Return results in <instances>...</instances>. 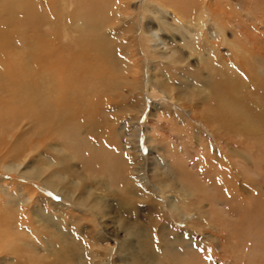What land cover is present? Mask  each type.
I'll return each mask as SVG.
<instances>
[{
  "label": "rangeland",
  "instance_id": "rangeland-1",
  "mask_svg": "<svg viewBox=\"0 0 264 264\" xmlns=\"http://www.w3.org/2000/svg\"><path fill=\"white\" fill-rule=\"evenodd\" d=\"M104 1L115 17L112 29L108 30L111 39L104 48L106 55L100 57L106 63L98 66L97 75L102 72L108 80L105 84L95 82L92 86L90 81L97 78L93 77L95 75L75 76L71 83H75L73 89H78L75 92L72 89L66 96V102L73 103L71 110L59 96L46 97L53 88L48 90L47 86L38 85L39 73L36 75L33 65L27 69L31 71L30 79L35 80L30 81L31 87L19 83L7 86L0 79V264H97L100 256L104 264H264V121L252 119V125L259 129L238 136L237 131H226V122L219 124L213 113L209 115L207 101L203 103L201 98H198L199 102L194 99L199 108L194 111L195 121L190 120V106L183 99V94L188 96L190 87L178 73L187 79L202 76L192 71L197 68L198 60L197 57L189 58L191 68L182 66L180 71L172 65L170 56H175L180 64H187L184 58L189 57V46L194 45L188 37L192 30L189 21L182 24L172 11L181 6L187 8L192 0H153L154 4H159V9L149 5L147 10L143 7L145 0ZM52 2L54 7L61 6V1ZM38 4L34 2L33 8L39 7ZM251 5L264 11V0H247L246 9L252 11L255 6L252 8ZM114 6L132 13L134 24H124L121 19L126 16L117 13L118 8ZM86 7L87 0H74L75 17L70 20L74 25L86 22ZM231 12L237 16L235 25L242 21L246 26L249 24L237 11ZM0 14V25L11 19L4 11L2 0ZM39 18L24 14L15 26L32 30ZM64 19H58V29ZM161 21H166L167 25ZM38 28L33 31L39 33ZM132 30L135 32H128ZM237 31L230 33V39L245 47L253 48L257 40V44L264 42L262 31L251 32L246 38L241 35V29L237 28ZM151 33L160 37L158 50L146 40ZM87 34L82 30L68 36L74 44L80 39L75 50L71 47L72 52H89ZM65 39L57 46L69 47V41ZM219 51L226 53L225 46ZM226 57L230 56L226 54ZM0 59L2 68L5 57ZM150 59L153 60L152 69ZM247 59L250 61L247 60L245 67H251L248 80L246 75L236 72L238 77L234 85L243 86L248 81L245 84L246 91H250H247V98L260 100L259 105L264 108V50L254 51ZM78 64L86 66L82 61ZM258 70L262 76L257 83ZM150 77L166 83L168 89L164 88V91L169 98L173 93L171 89H177L179 93L169 99L156 91L150 92ZM3 79L7 80L6 77ZM90 86L95 89L87 94L86 89ZM202 90V95L207 94V90ZM53 109H57L59 120H55ZM182 109L189 112L184 113ZM181 117L187 120L185 125L181 123ZM204 118H208L206 124L212 132L205 128ZM171 128L191 137L192 148L187 158L180 151V159H172L174 152L181 148L174 147L176 143L170 139ZM61 143L63 146L59 145ZM129 147L138 152L133 150L130 155L137 156L134 168L144 177L145 188L129 179L133 165L129 166L124 153V148ZM195 156L200 157L198 161ZM192 157L194 160H187ZM19 165L25 172L48 169L47 173L59 174L60 171L65 174V170L75 169L86 180L81 184L83 187L90 185V181L99 184H94L97 190L93 189V192L94 197L101 200L98 209L103 214L95 218L86 208L82 213L75 209L65 210L67 200L38 180L28 179L16 169H5ZM164 186H167L165 195L178 200L179 215L157 199L161 197L157 188ZM49 202L60 204L59 211H55ZM48 215L55 219L46 220ZM134 223H137L136 231L128 234ZM94 226L97 229L94 230ZM58 230L73 231L77 237L69 235L60 239ZM31 232L34 233L30 235ZM95 235L107 240L91 241L89 236ZM46 238L53 244L44 253L47 245L43 239ZM24 239L32 242L34 248H26ZM117 241H126L118 254L114 247ZM95 245L101 248H94ZM109 248H113V254L106 259L105 250Z\"/></svg>",
  "mask_w": 264,
  "mask_h": 264
},
{
  "label": "bare ground",
  "instance_id": "bare-ground-1",
  "mask_svg": "<svg viewBox=\"0 0 264 264\" xmlns=\"http://www.w3.org/2000/svg\"><path fill=\"white\" fill-rule=\"evenodd\" d=\"M2 1L4 2L5 13L11 18L6 23L0 25V57H5L4 62H6V63L2 62L3 65H2V68H0V79L1 81L6 82L7 86H13V85L16 86V83H19L20 85H25L24 87H27V88L31 87L30 84L32 83L30 81H35V80L30 79L31 71L29 72L27 71V69L30 68L28 67L29 65H33L34 69L36 70L35 71L36 75L39 73V77L36 78V80L38 81V85L40 87L47 86L48 90L53 88V90H51L50 92L46 91L47 92L46 97L50 96L52 98L54 96L55 97L59 96L60 101L63 103H66V105L71 110V108L73 107L72 105L73 103L70 104L69 102H66V96L69 93H71L73 86L75 85L74 82H72L74 84L71 83V80L73 81V78L75 79V76L77 75L82 76L85 73L87 74L90 73L92 76L95 75L93 77H97V78L95 80L90 81L92 86L96 84L95 82H97L98 84L99 83L105 84L107 82L108 79H106L105 74H102L101 72L100 75H97V72H98L97 69H98V66L102 67L104 66L103 64L106 63L105 59L104 58L101 59L100 57L106 55L105 53L107 50L104 48H106L107 45L110 43L111 33H109L108 30L112 29L113 18L115 17V14L111 8H107V4L104 0H87L86 15H85L86 22L82 23V20H81L82 24L78 23L76 25H74L70 21L73 16V13H75L74 0H58L59 3L60 1L62 3V4L60 3L61 5L60 7H54V5L52 6V4H54L52 0H38L40 2L39 3L40 6L37 8L36 7L33 8L34 2L38 4L37 0H2ZM184 2H187V0H184ZM246 4H247V0H192L191 4H189L187 8L186 7L182 8V6L180 5L181 7L180 8L178 7L179 9H173L172 11L173 16L177 17L178 20H180L182 24L185 22V20L189 21L192 33L189 32L188 37L191 39L194 45L189 46V50H188L189 57L184 58V61L187 62V64H180V61L175 56H170L171 63L175 69L179 68L180 71H182L181 69L182 66H185V69L189 70L191 68V66H189V63H188L189 58L197 57V60H198L197 68L192 71L194 73L198 72L199 74H202V76H197V78L193 77L191 79H187L184 76V74L178 73L180 78L185 81V84L188 85V87H190L189 88L190 92L187 93L188 96L187 95L185 96V94H183L184 95L183 99L184 101H186L185 104H188L190 106L188 107L190 108L189 117L192 116L190 120L193 122L195 121L193 119V116L196 117L194 111H197L199 108L198 103L194 101V99H197V101L199 102L198 98H201L203 100V103L204 101H207L206 107H207V112L209 113V115H212L213 113V115L217 119L216 120L217 123L219 122V124L220 123L223 124V122H226L228 126L226 128V131H229L230 129L237 131V133L234 132L233 134L236 133V135L238 136L239 134L241 135V133L243 134L249 133L251 132V130L259 129V128H256V126L254 127L252 125L253 120L258 118L259 121L260 120L264 121V108L259 105V102L261 101L260 100L251 101V99L247 98L248 92L250 93V91L249 90H247L248 92L246 91L245 84L248 81L244 83L243 86L241 85V86L236 87L234 85V82L236 81L238 77V74L236 72L242 73L243 76L246 75L245 77L248 80V76L251 73V67H245L246 65L245 63H247V60H249L247 59V57H250L251 54L254 53V51L256 50H260V49L264 50V42H262L261 44H257L258 40L256 42L257 45L254 44L253 45L254 47L252 48V46L245 47L240 44L241 42L237 43L236 41H234V39L233 40H231L232 38L230 39L231 37L229 36L230 33L233 30H235V32H238L237 28L238 30L240 29L242 30L241 35L244 38H246V36L249 35L251 32L258 33L262 31L261 33L264 36V33H263L264 32V11L258 10V8L256 9L255 5H254L255 8H253L254 6L251 5L253 9L252 11H249L248 9H246V6H245ZM250 4H253V3H250ZM149 5L153 6L156 9H159L160 7L159 4H154L153 0H145V4L143 5V7L146 9V7H148ZM114 7L118 8L117 13L126 16L124 18L125 20L121 19V21L124 22V24H127L128 22L130 24L132 23L134 24L135 20H133L134 18L131 17L132 13L130 14L128 11L127 12H124V10L122 11L123 7H120V6H114ZM231 11H235V12L237 11L238 13H240L241 16L240 15L238 16L244 17L249 24H247L246 26L245 24H243V21H242V23H238L237 25H235L234 22L236 21L237 16L235 15L234 12H231ZM18 12H20V14ZM24 14L25 15L34 14L35 16H40L37 23L35 25H32L33 28L40 27L37 29L39 33L34 32L33 28L32 30H30V27L18 29V27L15 26V23H18L21 19V16ZM62 17L65 19H64V22L61 21V23L63 24L62 25L60 24V27L58 29L57 21L58 19ZM161 23L163 25H167L166 21H161ZM104 24H107V27L106 25L104 26ZM109 26H110V29H107ZM82 30L83 31L86 30L88 32L87 34L88 36L86 40L88 41L87 48H90L89 52H80V51L72 52L73 50L71 49V47L73 49L74 48L76 49L78 47L76 44H79L80 39H78V41H75L76 43L74 44V41H71L68 38V36L77 34ZM128 32H135V30L128 31ZM151 34L152 36L149 35L146 40L150 43H153L152 44L153 49L155 48L158 50L157 41H160V37H158L157 33H151ZM233 34L235 33L233 32L232 35ZM242 36H241V39L243 38ZM233 37H238V36L234 35ZM64 38H66L65 41L66 40L69 41L68 42L69 47L63 48L62 46L61 47L57 46V44L58 45L63 44ZM238 40L240 41V39ZM250 44L252 45V40L250 41ZM221 46H225L226 53H222L221 51H219ZM226 54L229 55L230 57L229 58L226 57ZM150 60H151L150 67L152 69L153 60L152 59ZM80 61L84 62L86 66L83 67L84 65H81V64L79 65L78 62L80 63ZM257 73H258V78L256 77L255 78L257 79L256 82L258 83L259 77L262 76L261 70H258ZM203 75L205 76V78H203ZM3 77H6L7 80H4ZM148 80H149L148 83L150 86L148 88L150 92L156 91L159 95L163 96L164 98L166 97L169 98V95L164 91V88L166 86L165 82L160 81V79L153 80L152 77H150ZM80 86L83 87L81 83H80ZM75 89L77 90L78 88L74 87L73 89L74 92H75ZM92 89H95V88H92V87L87 88L86 91L89 92L87 94L92 93L91 92ZM166 89H168V87H166L165 90ZM202 89L207 90L206 91L207 94L202 95L203 93ZM97 91L100 92L101 90H97ZM171 92L173 93L170 95V98H172V96L177 95L179 93L177 89H171ZM84 99L86 100V97ZM163 109L164 108H162V110ZM182 110H184V113L189 112L186 109H182ZM52 112H53V116L55 117V120H59V118H61L57 115L59 114L57 109H53ZM163 114L167 115L168 112L166 111ZM241 115L243 116V118H241ZM249 117H253V118H249ZM206 119L208 118H204V121H205L204 124L206 125L205 128L209 130V132H212L211 131L212 129L208 126V124H206V122H209ZM196 122L199 123L197 125L202 126V123H200V121H196ZM181 123L185 125L187 123V120L184 117H181ZM259 127H262V126H259ZM170 133H171L170 139L176 143L175 144L176 146L174 147L177 148V146H179L181 148V150L177 149L178 151L174 152L175 157H172V159L174 161L176 159L179 160L180 157H178V155L180 151H182L183 155H185V157L187 158L188 151L190 150V148H192L191 141H190L191 137L183 136L182 134L174 131V129L172 128L170 129ZM60 141L63 142L64 144L70 145L65 142L66 140L60 139ZM59 145L63 146L62 143ZM222 147L225 149L224 146ZM227 148H229V145L226 146V149ZM133 150H134L133 147L124 148L125 159L130 164L128 165L129 166L133 165L131 166L133 167V169L132 168L130 169L131 173H130L129 179L131 178V180L132 179L135 180V183L139 182V185H141L142 188H145L147 187V184H146L144 177L139 176V172L137 174V171L134 168V166L137 165L135 163V161H137L136 160L137 156L130 155V153ZM134 151L136 152V150ZM72 157L74 158V156ZM198 158L200 157L195 156V160L197 159L196 161H198ZM187 160H194V159L192 157L191 159L188 158ZM60 167H63V166H60ZM5 169L9 171L16 169V171L18 170L23 175L28 176V179L38 180L45 188L52 190L59 197L67 200L68 205L65 206V210L75 209L77 212L82 213L83 209L86 208V211L95 218H96V215L98 216L99 214L101 215L103 214L98 209L99 207L98 204L101 202V200L98 199L97 197H94V192H93L94 191L93 189H95L94 184H98V183L90 181L92 182L90 183V185H86L83 187V185L81 184L84 183V181L86 180H84V178L73 168L71 170L64 169L65 174L63 173L60 174V171H59L60 175L57 174V172H55L56 174L54 172L47 173L48 169L46 171L31 170L29 172H25L24 171L25 168H21L20 165L16 167L8 166V167H5ZM61 170L64 171L62 168ZM126 174L127 173H125V175ZM73 177H75V179L71 180L70 178H73ZM80 188H83V189H80ZM157 190L156 191L158 192V195H161V197H157V199L165 203L166 207L169 208L168 210L174 213L176 212L179 215L181 212V209H180V206L176 205L178 203V200L165 195L167 186H164L163 188H157ZM49 203L51 206L54 207L53 209H55V211H59L60 208L58 207L60 206V204L53 203V202H49ZM104 207L105 206H103V208ZM51 218L53 217L48 215L46 220L48 219L50 221ZM133 226L134 228L130 227L131 230H128L127 232L128 234H131L133 233V231H136L135 227L137 228V223H134ZM54 227L58 229L57 226H54ZM93 229L95 230L97 229V227L94 226ZM139 230L140 229H138V232ZM33 233L31 232L30 235H32ZM58 233L62 237L60 239H66L69 235H72L74 238L77 237V235L73 231L67 232L64 230H61V231L58 230ZM35 234H37V232ZM39 237L40 236H38V238ZM89 238H91V241H96L99 243L100 241L105 242L107 240V239L105 240L101 235L89 236ZM40 239L42 241L41 237ZM47 241H48V238L43 239V242H45L47 245V248L43 250L44 253L48 252V250L52 248L51 246L53 243L50 244ZM77 241L79 240L76 239V242ZM125 242L126 241H122V243H119L117 241L115 243L116 246L114 247L116 248L115 252L117 254H118V249L119 248L121 249ZM23 244L26 246V248H34L32 246V242H30L28 239H24ZM93 247L101 248V246L99 247L98 245H95ZM112 251H113V248L111 249L109 248V250H105L106 259L111 258V254H113ZM92 258L95 259L94 256ZM99 258H100L99 263L97 264H104L105 261L101 259V256Z\"/></svg>",
  "mask_w": 264,
  "mask_h": 264
}]
</instances>
